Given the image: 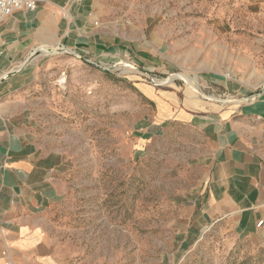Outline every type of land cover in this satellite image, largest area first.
<instances>
[{
	"label": "rangeland",
	"instance_id": "1",
	"mask_svg": "<svg viewBox=\"0 0 264 264\" xmlns=\"http://www.w3.org/2000/svg\"><path fill=\"white\" fill-rule=\"evenodd\" d=\"M263 1L111 0L109 28L150 40L160 67L144 69L127 56H43L24 96L41 145L66 162L50 212L54 231L83 258L264 264V232L239 236L224 224L189 232L178 221L206 177L205 146L181 124L162 130L159 113L176 99L178 107L207 100L248 128L264 152ZM221 75L232 92L203 87L201 80Z\"/></svg>",
	"mask_w": 264,
	"mask_h": 264
},
{
	"label": "crops",
	"instance_id": "2",
	"mask_svg": "<svg viewBox=\"0 0 264 264\" xmlns=\"http://www.w3.org/2000/svg\"><path fill=\"white\" fill-rule=\"evenodd\" d=\"M111 12V0H45L36 11H18L0 24V264H113L83 258L54 231L50 212L64 187L66 162L41 145L24 96L44 55L108 62L127 56L144 69L162 66L150 40L109 28ZM201 83L223 95L233 88L224 75ZM171 102L160 107V128L174 122L199 132L207 171L178 221L189 232L202 224H224L239 236L264 232V152L252 132L207 100L182 107Z\"/></svg>",
	"mask_w": 264,
	"mask_h": 264
},
{
	"label": "built area",
	"instance_id": "3",
	"mask_svg": "<svg viewBox=\"0 0 264 264\" xmlns=\"http://www.w3.org/2000/svg\"><path fill=\"white\" fill-rule=\"evenodd\" d=\"M45 0H0V24L10 18L18 11L34 12ZM264 225V221L259 223V227Z\"/></svg>",
	"mask_w": 264,
	"mask_h": 264
},
{
	"label": "bare ground",
	"instance_id": "4",
	"mask_svg": "<svg viewBox=\"0 0 264 264\" xmlns=\"http://www.w3.org/2000/svg\"><path fill=\"white\" fill-rule=\"evenodd\" d=\"M128 67V66H127ZM124 69V68H123ZM132 70V69H131ZM181 78H183V79H185L184 78V76H182ZM189 78V77H188ZM186 80V79H185ZM192 80V82H193V86L194 87H197L198 86V81H197V77H195V78H192L191 79ZM187 81V80H186Z\"/></svg>",
	"mask_w": 264,
	"mask_h": 264
},
{
	"label": "water",
	"instance_id": "5",
	"mask_svg": "<svg viewBox=\"0 0 264 264\" xmlns=\"http://www.w3.org/2000/svg\"><path fill=\"white\" fill-rule=\"evenodd\" d=\"M12 74H13V73H9V74L6 75L5 77H3V78L1 79V81H2V80H5V79H7V78H9Z\"/></svg>",
	"mask_w": 264,
	"mask_h": 264
}]
</instances>
